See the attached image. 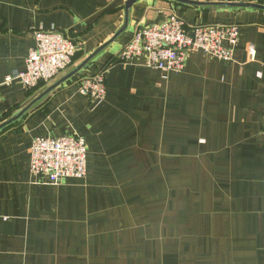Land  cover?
Instances as JSON below:
<instances>
[{
    "label": "crops",
    "instance_id": "obj_1",
    "mask_svg": "<svg viewBox=\"0 0 264 264\" xmlns=\"http://www.w3.org/2000/svg\"><path fill=\"white\" fill-rule=\"evenodd\" d=\"M126 1L0 0V84L24 70L34 31L76 45L49 84L0 85V125L99 51L0 129V264H264V10L235 6L264 0H138L127 13ZM170 13L237 26L233 61L193 52L165 73L116 60ZM101 70L107 94L94 105L77 84ZM68 134L87 145L85 179H33V139Z\"/></svg>",
    "mask_w": 264,
    "mask_h": 264
},
{
    "label": "built area",
    "instance_id": "obj_2",
    "mask_svg": "<svg viewBox=\"0 0 264 264\" xmlns=\"http://www.w3.org/2000/svg\"><path fill=\"white\" fill-rule=\"evenodd\" d=\"M212 2L214 0H195ZM35 44L25 57V68L4 78L1 86L18 84L32 91L39 84H49L73 63L76 45L53 27L33 32ZM239 28L234 25L189 26L170 13L164 22L136 29L131 40L117 54V61L131 64L143 57L145 67L165 73H181L190 53L201 52L219 62L233 61L239 41ZM250 61L256 53L247 47ZM77 90L94 105L105 99L104 70L85 75ZM264 136V131H263ZM87 145L78 136L36 137L29 150L30 175L47 185H58L69 178L85 179Z\"/></svg>",
    "mask_w": 264,
    "mask_h": 264
},
{
    "label": "water",
    "instance_id": "obj_3",
    "mask_svg": "<svg viewBox=\"0 0 264 264\" xmlns=\"http://www.w3.org/2000/svg\"><path fill=\"white\" fill-rule=\"evenodd\" d=\"M138 0H128L125 2V11L126 13L129 11V9L134 5L135 2H137ZM178 3H182V4H189V5H197L198 3L193 2L191 0H174ZM235 6H243V7H248V8H257V9H261L264 10V7L260 6V5H252V4H237ZM126 25L120 29L117 34L112 38V40L109 43H112L113 41L116 40L117 36L122 33L125 29ZM101 49V48H100ZM99 52V51H97ZM97 52L93 53L90 58H88L86 61L83 62L82 65H80L78 68H76L75 70H72L71 72H69L68 74H66L65 77H63L62 79H60L59 81H57L56 83H54L53 85H51L42 95H40L38 98H36L35 100L32 101V103H30L26 108L23 109V111H21L18 115L15 116V118L3 123L0 125V129L5 126L8 125L12 122H14L15 120H17L18 118H20L21 116H23L25 113H27L29 111V109L32 107L33 104L37 103L38 101L44 99L45 97H47L51 91H53L54 89H57L58 87H60L62 84L66 83L67 80H69L70 78L74 77L75 75H77V73L83 68V66H85L92 58L93 56H95L97 54Z\"/></svg>",
    "mask_w": 264,
    "mask_h": 264
},
{
    "label": "trees",
    "instance_id": "obj_4",
    "mask_svg": "<svg viewBox=\"0 0 264 264\" xmlns=\"http://www.w3.org/2000/svg\"><path fill=\"white\" fill-rule=\"evenodd\" d=\"M40 85H41V84H39L38 86H40ZM38 86H37V87H38Z\"/></svg>",
    "mask_w": 264,
    "mask_h": 264
}]
</instances>
